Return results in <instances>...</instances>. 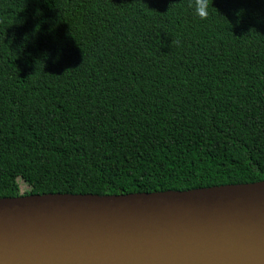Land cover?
<instances>
[{
  "label": "trees",
  "instance_id": "obj_1",
  "mask_svg": "<svg viewBox=\"0 0 264 264\" xmlns=\"http://www.w3.org/2000/svg\"><path fill=\"white\" fill-rule=\"evenodd\" d=\"M190 2L0 0V199L264 181V0Z\"/></svg>",
  "mask_w": 264,
  "mask_h": 264
},
{
  "label": "water",
  "instance_id": "obj_2",
  "mask_svg": "<svg viewBox=\"0 0 264 264\" xmlns=\"http://www.w3.org/2000/svg\"><path fill=\"white\" fill-rule=\"evenodd\" d=\"M0 264H264V181L0 199Z\"/></svg>",
  "mask_w": 264,
  "mask_h": 264
},
{
  "label": "clouds",
  "instance_id": "obj_3",
  "mask_svg": "<svg viewBox=\"0 0 264 264\" xmlns=\"http://www.w3.org/2000/svg\"><path fill=\"white\" fill-rule=\"evenodd\" d=\"M190 7L194 6L195 15L201 20H207L210 16V9L213 8L211 0H191ZM175 41L173 42V44Z\"/></svg>",
  "mask_w": 264,
  "mask_h": 264
},
{
  "label": "rangeland",
  "instance_id": "obj_4",
  "mask_svg": "<svg viewBox=\"0 0 264 264\" xmlns=\"http://www.w3.org/2000/svg\"><path fill=\"white\" fill-rule=\"evenodd\" d=\"M24 187V186H23Z\"/></svg>",
  "mask_w": 264,
  "mask_h": 264
}]
</instances>
